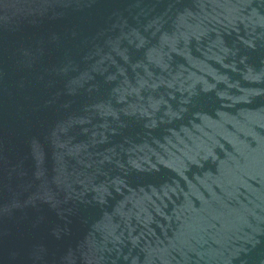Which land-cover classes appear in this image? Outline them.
<instances>
[{"label":"water","instance_id":"obj_1","mask_svg":"<svg viewBox=\"0 0 264 264\" xmlns=\"http://www.w3.org/2000/svg\"><path fill=\"white\" fill-rule=\"evenodd\" d=\"M0 264H264V0H0Z\"/></svg>","mask_w":264,"mask_h":264}]
</instances>
